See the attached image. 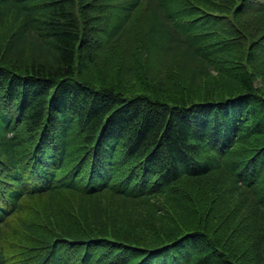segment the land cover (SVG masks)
I'll use <instances>...</instances> for the list:
<instances>
[{
	"label": "trees",
	"instance_id": "obj_1",
	"mask_svg": "<svg viewBox=\"0 0 264 264\" xmlns=\"http://www.w3.org/2000/svg\"><path fill=\"white\" fill-rule=\"evenodd\" d=\"M0 264H264V0H0Z\"/></svg>",
	"mask_w": 264,
	"mask_h": 264
}]
</instances>
